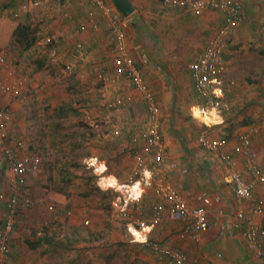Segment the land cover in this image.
I'll return each mask as SVG.
<instances>
[{
    "label": "rangeland",
    "instance_id": "rangeland-1",
    "mask_svg": "<svg viewBox=\"0 0 264 264\" xmlns=\"http://www.w3.org/2000/svg\"><path fill=\"white\" fill-rule=\"evenodd\" d=\"M20 1L0 0V52L14 62L17 73L26 78V84L15 95L0 93V109L8 110L12 138L21 137L25 150L38 158L40 172L21 189L24 194L21 196L29 197L32 206L21 210L16 218L10 241L15 245V258L11 264H162L164 260L143 248V234L131 230L137 241L127 229L129 221L148 220L150 212L148 207L143 208V202L146 197L147 202L152 201L153 194H156L154 172L147 181L144 178L146 173L143 174L142 197L136 206L126 208L129 219H124L116 211L124 208V198L134 197L126 188L114 187V182L117 179L120 186L131 185L129 176L134 159L131 164V160L124 157L128 155L118 156V147H114L105 153L109 165L103 174L100 173L105 170L104 165H95L94 160L91 163V157L104 152L102 146L110 148L111 135L105 128L115 124L120 115L102 112L96 118L101 112L98 104H102L100 94L103 89L95 76V65L99 61L93 58L94 61L78 65L72 71L65 67L68 56L65 59L57 48L61 42L57 27L64 19L63 0H40L31 13L21 10ZM236 1L243 6L250 3L248 0ZM251 6L258 12L252 22L264 29V18H260L264 17V2L260 0ZM155 8L163 36L184 46L204 43L224 25L219 12L216 17L194 16L168 7L163 0H156ZM184 16L187 26L176 21ZM206 24L209 25L207 35L206 30H202V25ZM246 24L248 17L240 27ZM21 25L29 26V36L36 39L29 49H24L25 40L16 29ZM240 27L232 31L222 59L228 62L224 63L225 75L237 73L241 79L231 85L237 84L241 91L243 85L250 86L248 94L252 96L255 88L252 82L255 81L249 79L253 72H243L241 68L245 61H252L254 65L263 62L264 65V55L257 49L238 44ZM153 37L160 36L155 33ZM190 90L188 86L189 98L193 96ZM192 115L200 119L197 107L192 108ZM251 117L249 127L264 126V115L262 118L256 114ZM207 133L223 144V136L218 131ZM102 134L104 140L110 142L99 144ZM148 169L151 170V166ZM117 173L122 178L111 176ZM101 178L105 180L103 187L99 184ZM132 190L135 191V187ZM147 190L150 191L148 196ZM86 193L89 195L85 196ZM260 196L264 197V190ZM245 209L246 206L242 210L245 212ZM167 224H172L173 228L165 226ZM164 228L172 232L176 229L173 222L163 223L151 231L149 238L162 242L161 230L164 232ZM178 234L177 230L172 236L178 238ZM38 241L40 244L34 248L29 246Z\"/></svg>",
    "mask_w": 264,
    "mask_h": 264
},
{
    "label": "crops",
    "instance_id": "crops-1",
    "mask_svg": "<svg viewBox=\"0 0 264 264\" xmlns=\"http://www.w3.org/2000/svg\"><path fill=\"white\" fill-rule=\"evenodd\" d=\"M36 1L40 3V0ZM102 1L109 10L113 11L114 7L111 0ZM248 1L250 3L246 2V5L242 6L246 18L248 17V24L242 26L243 28L239 26L241 29L238 31V35L241 39L240 41L238 39V44L241 43L242 46L253 50L257 49L262 54L264 53V29L256 26L258 23L252 22L255 19L253 17H258V12L251 6L260 0ZM262 1L264 2V0ZM25 2L28 1H20L21 10ZM129 2L134 11L128 18L123 19L121 29L125 37L127 53L133 60L135 67L141 72L147 92L159 109V133L167 152L162 170L163 176L165 181L185 200L188 207H203L209 212V229L201 232L197 242L181 241L176 236L174 238L172 235L176 234L177 230L179 233L183 225L181 222H173L176 227L174 232L169 228H164V232L161 230V243L186 254L191 260H197V264H248L250 261L260 264L264 262L262 260L259 262L260 259L248 252L242 234L243 226L241 227L233 220L234 215L246 206V215L248 214L253 222L264 229V214L255 215L251 212L253 202L264 201V197L260 196L264 186L255 188L253 202L236 200L230 182L231 170L221 160L223 153L233 156L237 161V171L242 174L245 181H249L247 163L239 142V136L248 133L251 136L250 148L257 156L256 162L264 167V126L251 125L249 127L253 114L260 118L264 115L263 62H257L258 64L254 65L252 61H245L241 68L243 72L246 70L253 72L249 79L255 81L252 82L255 86L252 96L248 94V91H251L248 85L242 86L243 91L240 90L241 87L237 88V84L233 87L231 83L241 79L237 73L225 75L224 69L223 74L218 77L221 84L217 93L219 94V101L223 104L221 111H215L219 119L214 123L202 121L200 117V119L195 118L192 115V108L197 107L199 113L203 102L197 98L188 65L193 60L192 57L202 51V47L207 41L193 43L194 46H184L178 42H173L168 36H163L159 30L156 20L158 11L155 12L156 0H129ZM63 3L62 17L64 19L59 21L57 27L61 42L57 48H59L60 53L65 55V59L68 56L65 67L74 64L77 69L78 65L89 64L88 62H92L94 61L93 58H96L99 63L95 65V76L98 71L105 69L113 76L118 77V82L115 84L101 83L103 89H101L102 101H100L102 104H98L101 112L100 115H96L98 118L102 112L111 115L120 114L117 116L118 121L115 124L112 123L111 126L105 128V131L110 133L112 137H110L112 141L109 144L110 148L102 146L101 151H104V154L96 153L97 156L90 158L91 163L94 160L95 165H104L105 170L100 173L103 174L109 165L105 153L114 147H118V156L128 155L124 157L129 158L132 164L134 154L140 149V138L145 130L147 101L131 80L126 77L125 73L119 72L114 66L113 51L117 39L111 31L108 18L88 2L63 0ZM174 9L188 12L181 8ZM216 12L218 11L207 9L199 16L204 14L207 18L216 17V14L219 15L220 13ZM66 14H68L67 17ZM220 14L223 23H225L223 14ZM260 18L264 17L261 16ZM176 21L187 26L185 16L182 20ZM93 25L97 27L94 28ZM207 28H209L208 24L204 27L202 25V30ZM199 31L201 32V29ZM154 32L160 37H153ZM207 34H209V30L205 31V35ZM76 45H80L81 50L87 54V58L83 60L79 58ZM196 52L198 53L195 55ZM143 57L147 59L146 63L142 62ZM224 63L227 64L228 62H223L222 59V64L225 67ZM249 80L246 79L245 81ZM188 86L192 89L190 90L193 93L191 98L187 92ZM116 99L124 100V105L109 107L111 104L114 105ZM127 99L129 100L127 101ZM253 128L258 129L257 134H251ZM208 131H218L223 136L224 142L217 152L207 151L198 143V136ZM209 137L211 138L210 135ZM99 140L101 145L110 142L104 140L103 134ZM124 160L126 159L124 158ZM145 173L144 178L146 179L149 172ZM111 176L122 178L119 173ZM144 178L143 180H145ZM123 179L125 180V177ZM114 183L118 184L117 179ZM140 187L139 185L138 189ZM8 190L9 182L6 177V170L4 166H0V217L7 211ZM149 193L150 191L147 190L146 195L148 196ZM146 198L143 202L145 204L143 208L148 207V212H150L152 203L158 199L156 194H153V199L150 202H147ZM225 223L232 224L233 229L229 231L223 227L222 230L220 226H224ZM165 226L173 228L172 224ZM10 250L12 261L15 258V245L11 242ZM162 264L166 263L163 262Z\"/></svg>",
    "mask_w": 264,
    "mask_h": 264
},
{
    "label": "built area",
    "instance_id": "built-area-1",
    "mask_svg": "<svg viewBox=\"0 0 264 264\" xmlns=\"http://www.w3.org/2000/svg\"><path fill=\"white\" fill-rule=\"evenodd\" d=\"M26 1L28 2L23 3L22 6V11L26 13L35 10L39 5L36 0ZM78 1L81 3L83 1L88 2L108 18L111 31L117 39L113 51L114 66L119 72L125 73L126 77L131 80L147 101L145 130L140 138V149L134 154V167L129 176V183L131 185L139 183L141 186L143 174L149 172L148 179L146 178L149 180L153 171L158 200L152 203L148 220H138L135 223L129 221L127 222V229L132 235L131 230L141 232L144 236L143 248L154 256L164 259L166 264H197V260L189 259L186 254L149 238V234L155 227L167 222H181L183 227L178 234V238L197 242L201 232L209 229V212L203 207H188L185 200L163 177L162 170L167 152L159 133V109L147 92L141 72L135 67L125 48V37L121 29L124 18L115 8L113 11L109 10L102 0ZM163 2L168 7L181 8L193 15H200L207 9L223 14L225 18L224 25L207 40L202 51L188 65L197 98L203 102L201 110L203 112L221 111L223 104L219 101L217 91L221 84L218 77L223 74L225 69L222 64V55L228 45L232 31L241 26L246 20L241 3L236 0H163ZM67 16L68 14H66ZM93 27L96 28L97 26L93 25ZM76 49L81 60L87 58V54L81 50L80 45H76ZM146 61L147 59L143 57L142 62L146 63ZM66 68L72 71L76 66L72 64ZM96 79L103 84L118 82V77L113 76L105 69L97 72ZM25 84L26 78L17 73L14 62L9 60L3 52H0V93L15 95L24 88ZM124 102L122 99H116L114 105L111 104L109 107L122 106ZM7 111L0 109V166L5 167L9 182L7 211L1 216L3 226L0 231V264H11L10 240L16 218L21 210L30 209L32 206L29 197L20 196L21 189L27 185L29 180L36 178L40 172L38 158L25 150L21 137L14 136L12 138ZM257 133L258 129L253 128L251 130L252 135ZM239 142L247 163L250 175L249 181H245L242 174L237 171V161L233 156L223 153L221 160L231 170L230 182L235 199L241 202H253L255 188L264 186V167L256 162V153L250 148V134H241ZM198 143L203 149L210 152L219 151L222 145L220 140L210 138L208 133L205 132L198 136ZM149 166L152 167L151 172L148 169ZM142 193L143 190L137 198H124V208L117 209V215L129 219L126 208L130 205L136 206L142 197ZM251 212L255 215L264 214V202H253ZM233 220L241 227L243 226L242 234L248 252L254 255L255 258L264 261V239H262L264 238V229L253 222L242 209L234 215ZM87 223L86 221L85 224ZM230 223H225L220 228L223 230L224 227L225 230L230 231L233 229V225Z\"/></svg>",
    "mask_w": 264,
    "mask_h": 264
},
{
    "label": "bare ground",
    "instance_id": "bare-ground-1",
    "mask_svg": "<svg viewBox=\"0 0 264 264\" xmlns=\"http://www.w3.org/2000/svg\"><path fill=\"white\" fill-rule=\"evenodd\" d=\"M199 113H200V118L202 121H205V122H217V119H219V117L216 115V112L215 111H210V112H203L201 109H199ZM105 180L104 179H100L99 181V184L103 187L102 183L104 182ZM136 185V186H135ZM114 187H118V188H126L127 189V192L130 193L132 195V197L134 198H137L140 194H141V190L138 189L139 188V183H135L131 186H120L119 184L117 183H114ZM135 187V191L132 190V188ZM137 187V189H136ZM130 190V192H129ZM136 191H139L137 194L133 193V192H136ZM134 236V234H133ZM135 238V236H134ZM136 239V238H135ZM144 239V238H143ZM142 239V240H143ZM137 240V239H136ZM142 240H139V241H142ZM138 241V240H137Z\"/></svg>",
    "mask_w": 264,
    "mask_h": 264
},
{
    "label": "trees",
    "instance_id": "trees-1",
    "mask_svg": "<svg viewBox=\"0 0 264 264\" xmlns=\"http://www.w3.org/2000/svg\"><path fill=\"white\" fill-rule=\"evenodd\" d=\"M16 29H18L20 31V35L23 37V39L25 40V46H24V49H29L30 47H32L35 42H36V39L32 36H29V32H30V28L29 26H17ZM264 54V53H263ZM16 66V65H15ZM23 192H20V196L21 195H24L22 194ZM89 193H86L85 196H88ZM2 225H3V221L0 220V229L2 228ZM40 242H35L34 244L30 243L29 246L31 248H34L35 246L39 245ZM162 259V258H161ZM164 260V259H162Z\"/></svg>",
    "mask_w": 264,
    "mask_h": 264
},
{
    "label": "water",
    "instance_id": "water-1",
    "mask_svg": "<svg viewBox=\"0 0 264 264\" xmlns=\"http://www.w3.org/2000/svg\"><path fill=\"white\" fill-rule=\"evenodd\" d=\"M115 10L123 17L128 18L134 11L129 0H111Z\"/></svg>",
    "mask_w": 264,
    "mask_h": 264
},
{
    "label": "clouds",
    "instance_id": "clouds-1",
    "mask_svg": "<svg viewBox=\"0 0 264 264\" xmlns=\"http://www.w3.org/2000/svg\"><path fill=\"white\" fill-rule=\"evenodd\" d=\"M243 6V5H242Z\"/></svg>",
    "mask_w": 264,
    "mask_h": 264
}]
</instances>
